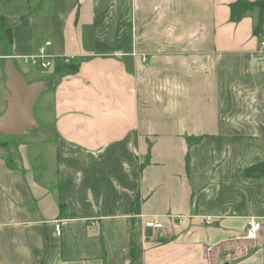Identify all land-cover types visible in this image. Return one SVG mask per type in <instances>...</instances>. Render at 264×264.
Listing matches in <instances>:
<instances>
[{
    "label": "crops",
    "instance_id": "0c3cea01",
    "mask_svg": "<svg viewBox=\"0 0 264 264\" xmlns=\"http://www.w3.org/2000/svg\"><path fill=\"white\" fill-rule=\"evenodd\" d=\"M235 1L0 0V115L6 58L49 41L80 63L27 79L50 83L46 123L0 135V264H264V178L243 175L264 163V37Z\"/></svg>",
    "mask_w": 264,
    "mask_h": 264
},
{
    "label": "water",
    "instance_id": "95a60500",
    "mask_svg": "<svg viewBox=\"0 0 264 264\" xmlns=\"http://www.w3.org/2000/svg\"><path fill=\"white\" fill-rule=\"evenodd\" d=\"M3 69L6 76L5 86L10 98L6 110L0 115V135L21 138L26 136L29 130L40 128L34 109L40 96L50 88V83L48 81L29 83L10 57L6 58ZM148 235H151L150 231Z\"/></svg>",
    "mask_w": 264,
    "mask_h": 264
},
{
    "label": "trees",
    "instance_id": "16d2710c",
    "mask_svg": "<svg viewBox=\"0 0 264 264\" xmlns=\"http://www.w3.org/2000/svg\"><path fill=\"white\" fill-rule=\"evenodd\" d=\"M230 8V21L232 23H238V21L243 18L251 15L253 12H257V17L255 24L253 26V34L256 37L263 38L264 37V0H236L229 6ZM1 19L2 33L0 35V40L2 38L8 37L10 34L9 29H4V19ZM80 69V63L77 59H74L70 63H65L62 59H58L56 61L54 72L58 75H70L75 74ZM19 139V137H16ZM190 144L197 143L199 138H187ZM188 166V165H187ZM244 177L246 178H256L262 177L264 178V163H256V165L245 168L243 172ZM61 210H64V206L61 205Z\"/></svg>",
    "mask_w": 264,
    "mask_h": 264
},
{
    "label": "built area",
    "instance_id": "2783aa9c",
    "mask_svg": "<svg viewBox=\"0 0 264 264\" xmlns=\"http://www.w3.org/2000/svg\"><path fill=\"white\" fill-rule=\"evenodd\" d=\"M52 45L51 42H45L41 45L35 54L21 57L24 64H28L38 70H54L56 61L62 59L65 63H70L75 58L70 56L57 57L48 53V48ZM264 45V44H262ZM211 218L207 219V223H211ZM248 232L245 238L248 240H256L258 233L261 231L259 222L250 220L248 223ZM145 229L151 232L150 237L157 239L159 232L164 230V225L156 218H151L145 222ZM57 233L60 234V226H57Z\"/></svg>",
    "mask_w": 264,
    "mask_h": 264
},
{
    "label": "rangeland",
    "instance_id": "374dc122",
    "mask_svg": "<svg viewBox=\"0 0 264 264\" xmlns=\"http://www.w3.org/2000/svg\"><path fill=\"white\" fill-rule=\"evenodd\" d=\"M2 14L3 13L0 12V16H2ZM17 62L20 65L21 71L25 74V76H26V78L28 80H30V78L33 77L34 75L40 76V74L46 73L44 71H40V70H38V69H36V68L28 65V64H24L23 61L17 60ZM43 76H45V75H43ZM51 104H52L51 103V98L47 94V92L43 93L40 96L38 102L36 103V106H35V109H34V115H35L36 119L39 122H41L43 125H45V123H46L45 119H43V117H42L43 109H46V111H49L50 108H51ZM33 130L34 129L29 130L28 136L31 135V133H32Z\"/></svg>",
    "mask_w": 264,
    "mask_h": 264
}]
</instances>
